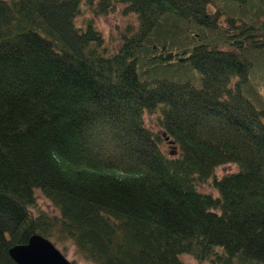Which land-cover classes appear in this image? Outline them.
<instances>
[{
    "label": "trees",
    "instance_id": "trees-1",
    "mask_svg": "<svg viewBox=\"0 0 264 264\" xmlns=\"http://www.w3.org/2000/svg\"><path fill=\"white\" fill-rule=\"evenodd\" d=\"M215 1L0 0V264L33 235L89 264H264V0ZM118 3L138 24L111 51Z\"/></svg>",
    "mask_w": 264,
    "mask_h": 264
},
{
    "label": "rangeland",
    "instance_id": "rangeland-1",
    "mask_svg": "<svg viewBox=\"0 0 264 264\" xmlns=\"http://www.w3.org/2000/svg\"><path fill=\"white\" fill-rule=\"evenodd\" d=\"M215 6L218 8H223V2L216 0ZM91 18L88 12H84L78 19L77 25L80 26L84 24L86 19ZM137 19L133 14L126 12V8L124 5L118 3L116 4L115 10L101 18L95 19V25L99 31H101L108 43V46L111 51H116L117 47L120 44V35L126 30L128 26L137 27ZM256 78L258 79L257 86H259L261 91H264V75L256 74ZM145 124L146 126L155 134H158L161 129L158 123V115L157 114H146L145 115ZM162 150L167 155L176 156L175 150L172 148V145L168 144L167 142L162 143ZM238 172V168L235 165H225L221 166L216 169V175L221 178L226 175L234 174ZM199 191L204 194H213L216 195L213 190L210 189L209 185H203L199 188ZM36 208L33 209L34 214H38L39 212H44L51 217H58V211L55 207H53L49 201L43 196L40 191L36 192ZM62 249L61 247H59ZM65 257L68 261L75 263V264H89L84 262L77 254L73 248H70ZM183 264H198L194 259L191 257H183L182 259Z\"/></svg>",
    "mask_w": 264,
    "mask_h": 264
},
{
    "label": "water",
    "instance_id": "water-1",
    "mask_svg": "<svg viewBox=\"0 0 264 264\" xmlns=\"http://www.w3.org/2000/svg\"><path fill=\"white\" fill-rule=\"evenodd\" d=\"M9 256L16 264H72L52 242L39 235H33L25 245L11 248Z\"/></svg>",
    "mask_w": 264,
    "mask_h": 264
}]
</instances>
